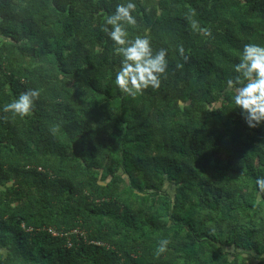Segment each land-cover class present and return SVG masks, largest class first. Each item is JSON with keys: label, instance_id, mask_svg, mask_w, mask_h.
<instances>
[{"label": "trees", "instance_id": "16d2710c", "mask_svg": "<svg viewBox=\"0 0 264 264\" xmlns=\"http://www.w3.org/2000/svg\"><path fill=\"white\" fill-rule=\"evenodd\" d=\"M128 2L0 0V264H264V123L227 85L264 0H131L129 39L168 61L135 97L103 31ZM29 89L28 116L3 111Z\"/></svg>", "mask_w": 264, "mask_h": 264}, {"label": "clouds", "instance_id": "9594fccd", "mask_svg": "<svg viewBox=\"0 0 264 264\" xmlns=\"http://www.w3.org/2000/svg\"><path fill=\"white\" fill-rule=\"evenodd\" d=\"M135 8L136 5L131 0L126 4H118L115 12L105 18L106 26L103 27V31L115 44V53L122 57L121 67L115 75V84L122 93L133 97L149 87L158 89L161 84L160 77L168 68L166 49L154 53L147 35L129 39L126 26L136 25L137 21L132 14ZM188 19L194 31L211 35L210 29L201 28L198 21L191 16ZM178 50L187 60L184 47L180 45ZM177 67L182 68L183 65L178 64ZM235 72L238 75L227 81L228 88L234 92L233 102L242 110L247 125L256 128L264 123V46L256 43L245 44ZM39 97L38 89H29L6 104L3 111L20 117L28 116ZM52 131L55 133L58 128L54 127ZM256 184L264 191V177L257 178ZM169 243L168 239L160 240L155 254L160 256L167 252Z\"/></svg>", "mask_w": 264, "mask_h": 264}]
</instances>
